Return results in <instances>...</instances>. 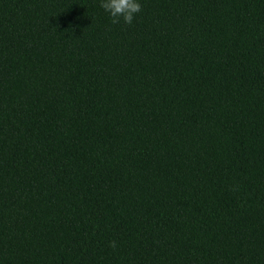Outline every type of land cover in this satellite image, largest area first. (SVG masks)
Returning a JSON list of instances; mask_svg holds the SVG:
<instances>
[{
  "label": "trees",
  "instance_id": "obj_1",
  "mask_svg": "<svg viewBox=\"0 0 264 264\" xmlns=\"http://www.w3.org/2000/svg\"><path fill=\"white\" fill-rule=\"evenodd\" d=\"M100 2L0 0V264H264V0Z\"/></svg>",
  "mask_w": 264,
  "mask_h": 264
},
{
  "label": "clouds",
  "instance_id": "obj_2",
  "mask_svg": "<svg viewBox=\"0 0 264 264\" xmlns=\"http://www.w3.org/2000/svg\"><path fill=\"white\" fill-rule=\"evenodd\" d=\"M100 7L112 18L113 24L123 21L131 25L138 13L142 11L139 0H101ZM111 247H115V241L110 242Z\"/></svg>",
  "mask_w": 264,
  "mask_h": 264
}]
</instances>
